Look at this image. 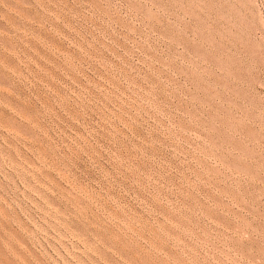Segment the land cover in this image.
Returning a JSON list of instances; mask_svg holds the SVG:
<instances>
[{
    "label": "rangeland",
    "instance_id": "rangeland-1",
    "mask_svg": "<svg viewBox=\"0 0 264 264\" xmlns=\"http://www.w3.org/2000/svg\"><path fill=\"white\" fill-rule=\"evenodd\" d=\"M0 264H264V0H0Z\"/></svg>",
    "mask_w": 264,
    "mask_h": 264
}]
</instances>
